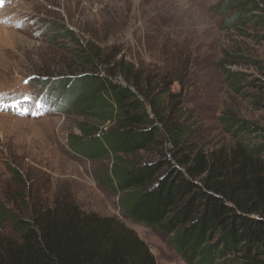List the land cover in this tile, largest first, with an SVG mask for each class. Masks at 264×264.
I'll list each match as a JSON object with an SVG mask.
<instances>
[{"label": "rangeland", "instance_id": "1", "mask_svg": "<svg viewBox=\"0 0 264 264\" xmlns=\"http://www.w3.org/2000/svg\"><path fill=\"white\" fill-rule=\"evenodd\" d=\"M257 1L263 10L264 0ZM226 3L0 0V243L18 236L12 217L76 204L124 223L156 264H188L170 234L128 217L119 205L122 193L109 181L120 161L143 165L162 150L171 157L180 149L165 140L163 148L128 155L85 151L89 135L114 123L101 105L95 112L64 105L66 83L102 75L106 60L123 59L151 97L162 93L164 120L182 129V153L210 161L218 155L226 165L246 158L249 172L264 171V153L254 150L264 143V26L229 21L238 6L230 3L223 12Z\"/></svg>", "mask_w": 264, "mask_h": 264}, {"label": "trees", "instance_id": "2", "mask_svg": "<svg viewBox=\"0 0 264 264\" xmlns=\"http://www.w3.org/2000/svg\"><path fill=\"white\" fill-rule=\"evenodd\" d=\"M230 3L238 7L229 21L251 19L264 26L257 0H227L219 7L225 12ZM102 71L66 83L64 105L83 112L101 105L105 119L114 123L99 136L89 135L85 151L128 155L163 148L165 140L180 149L171 157L162 150L158 159L143 165L120 161L113 166L109 181L122 193L119 205L128 217L170 234L173 248L188 264H264V171L249 172L246 158L235 157L226 165L218 155L210 161L182 153L183 132L164 120L162 93L151 97L133 64L123 59L106 60ZM119 75L125 85L116 81ZM241 127L249 130L244 122ZM254 150L264 153V143ZM12 227L18 236L0 243V264H156L132 229L76 204L33 209L28 218L12 217Z\"/></svg>", "mask_w": 264, "mask_h": 264}]
</instances>
